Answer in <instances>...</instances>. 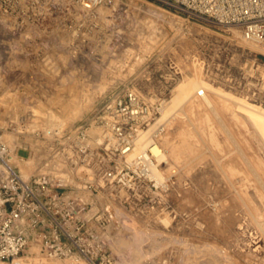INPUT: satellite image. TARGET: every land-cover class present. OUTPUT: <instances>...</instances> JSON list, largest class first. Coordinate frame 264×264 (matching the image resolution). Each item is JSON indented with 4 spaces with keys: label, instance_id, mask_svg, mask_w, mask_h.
Segmentation results:
<instances>
[{
    "label": "rangeland",
    "instance_id": "obj_1",
    "mask_svg": "<svg viewBox=\"0 0 264 264\" xmlns=\"http://www.w3.org/2000/svg\"><path fill=\"white\" fill-rule=\"evenodd\" d=\"M118 20L97 13L31 20L29 32L38 38L14 41L12 54L0 56V121L11 106L21 110L34 102L35 110L60 107L71 125L126 89L69 86L90 75L139 84L148 96L166 92L159 77L138 68L140 58L122 55L118 36L135 32L134 18L130 14L126 25ZM238 33L209 26H194L179 40L175 33L173 53L183 60L187 78L231 95L206 89L207 101L194 92L165 122L161 171L172 175V185L152 199L116 207V264H264V137L233 99L264 108V50ZM56 34L67 37L41 38ZM41 49L60 54L38 55ZM41 82L60 86L35 85ZM21 168L24 174L31 170Z\"/></svg>",
    "mask_w": 264,
    "mask_h": 264
},
{
    "label": "built area",
    "instance_id": "obj_2",
    "mask_svg": "<svg viewBox=\"0 0 264 264\" xmlns=\"http://www.w3.org/2000/svg\"><path fill=\"white\" fill-rule=\"evenodd\" d=\"M96 13L123 25L133 16L135 32L118 36L122 55L140 58L138 68L159 77L167 91L148 96L139 84L90 75L69 86L126 89L103 98L86 120L49 130L37 125L34 102L8 109L0 121V264H116V207L152 199L172 185L155 151L163 150L166 124L160 119L169 95L188 76L173 53L175 33L179 40L194 26L235 28L242 41L264 45V0H0V56L12 54L14 41L38 38L29 32L31 20ZM21 165L31 169L27 177Z\"/></svg>",
    "mask_w": 264,
    "mask_h": 264
},
{
    "label": "bare ground",
    "instance_id": "obj_3",
    "mask_svg": "<svg viewBox=\"0 0 264 264\" xmlns=\"http://www.w3.org/2000/svg\"><path fill=\"white\" fill-rule=\"evenodd\" d=\"M238 31V30H237ZM257 47H261L262 50H264V45H256L253 43H248ZM197 76V75H194ZM188 80L184 79L183 81L179 82L177 84V87H175L174 94L171 98V100L167 103V106H165L162 117L160 121L166 122L177 109L183 107V105L187 102V100L191 97V95L194 92L201 93L205 100L209 101V98L205 94L206 89H212L214 91L224 93V94H230L227 93L224 89L220 87H214L211 83H209L206 80H199L195 77H188ZM231 95V94H230ZM233 99L236 101V103L240 104L239 107L243 112H246L248 116L250 117V120L258 125L257 129L261 132V135L264 137V108L255 106L251 103H244L243 99L239 97L233 96ZM243 102V103H242ZM43 105V104H41ZM39 109L35 110L37 114L39 115V122L37 125H40L45 130H49L53 128L56 125L64 126L69 123V120L67 119L66 113H64L60 107L46 109L44 107H38ZM149 132H146L142 138V140H145L147 138ZM13 136L10 134L8 135V138H12ZM140 147H144V141L141 142ZM155 154L159 159H165L166 154L165 152L156 150ZM16 157V155H15ZM29 173L24 174L26 177ZM160 174V173H159Z\"/></svg>",
    "mask_w": 264,
    "mask_h": 264
}]
</instances>
